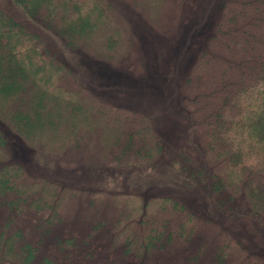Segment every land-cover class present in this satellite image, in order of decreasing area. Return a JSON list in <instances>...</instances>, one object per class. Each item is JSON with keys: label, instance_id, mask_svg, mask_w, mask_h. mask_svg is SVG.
Instances as JSON below:
<instances>
[{"label": "trees", "instance_id": "obj_1", "mask_svg": "<svg viewBox=\"0 0 264 264\" xmlns=\"http://www.w3.org/2000/svg\"><path fill=\"white\" fill-rule=\"evenodd\" d=\"M10 1L30 25L0 0V264H116L101 258L99 237L121 260L152 263L174 238L192 236L200 212L208 222L264 215V0H221L211 30L196 36L185 82L192 74L198 83L180 86L172 143L93 94L86 70L49 43L59 37L66 49L138 75L150 59L136 25L168 23L169 0ZM16 139L47 172L66 150H84L88 162L75 175L89 176L80 187L92 224L65 232L59 207L76 186L16 162ZM167 189L195 193V209L160 193ZM229 246L217 248V263ZM240 254L234 264H254Z\"/></svg>", "mask_w": 264, "mask_h": 264}, {"label": "rangeland", "instance_id": "obj_2", "mask_svg": "<svg viewBox=\"0 0 264 264\" xmlns=\"http://www.w3.org/2000/svg\"><path fill=\"white\" fill-rule=\"evenodd\" d=\"M220 2L221 0H184L183 9L180 8L173 14L171 8L178 7L179 0H169L164 13L168 23L157 29L136 25L135 31L139 33L142 48L140 50H143L150 59V64L141 66L143 69L138 75L125 73L104 62L96 61L81 50L66 49L59 37L49 39V43L52 48L62 52L65 62L73 70H86L87 77H84V81L93 94L126 113L146 119L156 132L163 134L166 141L172 143L176 138L170 133L178 131V117L175 116L178 107L175 103L178 101L180 86L182 84L184 87L187 82L190 86L198 83L197 77L192 74L191 81L185 82V77L190 74L194 62L191 46L196 36L211 30L212 19L216 18ZM3 9L16 21L30 25L28 18L10 0H5ZM146 32L151 36L147 37ZM127 64L134 66L131 61ZM171 119L168 133L163 126L169 124L168 121ZM12 146L13 159L29 171L42 173L76 186V193L66 197L59 207L65 232H74L78 227H87L95 221L93 208L87 204L88 191L80 187L86 183L85 180L89 179V176L85 172L82 175H75V172L88 162L84 150H66L61 155V162L53 163V170L47 172L32 163L33 152L22 141L16 139ZM161 192L175 196L185 203L187 209H195L193 203L199 201L192 192H179L173 189L160 190ZM192 195L193 203L189 197ZM103 211L104 214L105 210ZM201 214L197 215L196 228L192 236L186 240L174 238L162 256L153 255L152 263L148 257L142 262H133L132 259L121 260L118 253L106 248L103 237L96 239L95 247L101 246V249L105 247L106 256L101 258L116 260V264H234L243 251L252 256L254 264H264V215L257 218L238 216V219L222 221L211 218L212 220L208 222L205 217L201 219ZM224 242L232 246L226 249L225 259L217 263L214 254Z\"/></svg>", "mask_w": 264, "mask_h": 264}]
</instances>
